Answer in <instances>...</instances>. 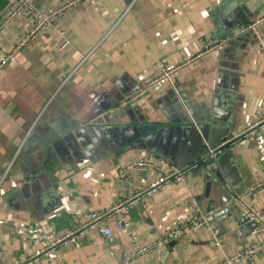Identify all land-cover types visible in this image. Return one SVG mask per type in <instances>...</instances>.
I'll list each match as a JSON object with an SVG mask.
<instances>
[{
  "label": "crops",
  "instance_id": "1",
  "mask_svg": "<svg viewBox=\"0 0 264 264\" xmlns=\"http://www.w3.org/2000/svg\"><path fill=\"white\" fill-rule=\"evenodd\" d=\"M55 11L72 0H34ZM0 0V19L11 9ZM264 0H89L54 19L55 30L20 48L0 74V264H24L42 242L24 230L76 229L85 214L103 212L159 177L122 170L152 154L187 175L130 207L140 243L191 220L190 193L211 229L183 234L169 251L133 264H219L254 241L264 226L244 220L241 205L264 219V131L248 128L264 116ZM29 16L0 36V58L17 48ZM67 45L62 47L64 42ZM223 43L219 48L216 45ZM171 77L148 88L170 68ZM220 151L205 167L207 151ZM237 199L240 201L238 202ZM254 229V230H253ZM62 251L66 264H119L128 234L111 224ZM36 264H60L41 257ZM246 264V263H243Z\"/></svg>",
  "mask_w": 264,
  "mask_h": 264
},
{
  "label": "built area",
  "instance_id": "2",
  "mask_svg": "<svg viewBox=\"0 0 264 264\" xmlns=\"http://www.w3.org/2000/svg\"><path fill=\"white\" fill-rule=\"evenodd\" d=\"M81 1L89 0H72L70 3L55 11L44 12L38 9L34 0H11V9L9 13L0 19V36L6 30L8 24L21 15L27 14L29 16L31 27L20 40L17 48L6 52L0 58V74L6 66L16 61V53L20 48L31 45L35 38L41 33L47 30H55L53 25L54 19L61 16L68 8ZM263 22L264 14L249 24L245 31H255ZM67 43L68 42L65 41L62 47H65ZM222 45L223 43L216 45L215 48H219ZM181 67L182 66H178L167 69L160 76L148 81L147 84L144 85L142 92L133 96L131 100L137 99L144 92H146L148 88L153 87L156 84L170 82L172 75H174ZM263 131L264 116L248 128V134L250 135ZM218 154H220L219 150L212 151V157ZM146 169L156 171L159 175L157 180L140 190L134 191L126 199L114 204L106 211L85 214L83 221L76 229L65 234H59L53 228L44 229L35 227L24 230V239L27 242L34 243L40 241L44 244L41 250H35L32 254H30L24 264H36L41 257H56L60 264H66L62 255L63 250L72 245L79 246L80 241L86 238L87 235L94 230L99 231L106 237H111V224H114L116 228L128 234L131 243V250L122 254V259L119 264H133L136 261L155 253L156 251H169L172 243L177 241L183 234L189 232L191 233L192 231L202 227H208V229H211L207 222V215L200 209L199 205L194 200L193 194L190 193L192 212L191 220L182 224L178 229L165 231L160 238L154 240L153 242L148 244L140 243L138 236L135 234L128 221L130 207L138 204L139 202L153 198L167 184L173 182H181L184 184L188 183L186 172L182 168H178L166 159L156 157L152 154H148L144 159L132 162L125 166L122 170V176L129 184L130 174L132 172ZM260 191H264V180L253 186L250 193L256 194ZM237 201L239 202L240 200L237 199ZM241 211L245 218L258 223V226L261 224L264 226V219L257 208L247 205L243 206L242 204ZM3 225H5V222L0 220V227ZM262 246V243L254 241L245 248L237 250L233 255L227 256L219 264H257L256 255L262 249ZM0 256L2 258L4 256L1 244Z\"/></svg>",
  "mask_w": 264,
  "mask_h": 264
},
{
  "label": "water",
  "instance_id": "3",
  "mask_svg": "<svg viewBox=\"0 0 264 264\" xmlns=\"http://www.w3.org/2000/svg\"><path fill=\"white\" fill-rule=\"evenodd\" d=\"M205 154H206V155H204V158H203V159L207 160V162L203 163L202 166L206 168L207 165L212 164L214 161H213L212 159H210L212 156H210V154H208L207 151L205 152ZM215 156H216V155H215ZM212 158L215 159L214 156H213ZM244 220H245L246 222L251 223L254 229H256V228L258 227V223L254 222V221H251V220H249V219H247V218H244ZM254 229H253V230H254Z\"/></svg>",
  "mask_w": 264,
  "mask_h": 264
}]
</instances>
